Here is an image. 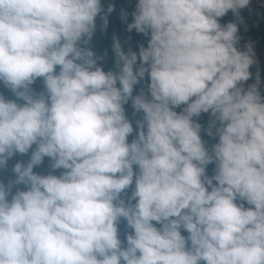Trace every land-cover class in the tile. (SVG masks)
<instances>
[{
    "label": "clouds",
    "instance_id": "obj_1",
    "mask_svg": "<svg viewBox=\"0 0 264 264\" xmlns=\"http://www.w3.org/2000/svg\"><path fill=\"white\" fill-rule=\"evenodd\" d=\"M250 4L137 0L127 31L147 45L114 36L105 71L89 47L102 0H0V174L29 157L0 178V264H264V94L238 46Z\"/></svg>",
    "mask_w": 264,
    "mask_h": 264
},
{
    "label": "trees",
    "instance_id": "obj_2",
    "mask_svg": "<svg viewBox=\"0 0 264 264\" xmlns=\"http://www.w3.org/2000/svg\"><path fill=\"white\" fill-rule=\"evenodd\" d=\"M137 0H102V8L104 11L101 12L100 16L97 17V28L93 35L92 41L89 47L96 53L97 56L103 57L100 61V66L103 67L105 71L115 70V54L112 49L113 37H117L122 45V48L127 52L129 48L133 51H139V45H147V38L143 34L137 33L135 30L132 32L127 31V24L132 22V13L135 11ZM112 6L113 11L107 15V27L105 28L103 16L107 12V9ZM122 13H127V20L125 21L122 18ZM240 17L243 20V23L239 26L238 35L240 37L239 47L243 49L246 44L254 43L256 40L260 39L263 33L264 28V0H251V4L240 11ZM235 17L233 13L229 12L225 17L220 19L221 24H226L227 22L234 21ZM253 73V80L248 81V84H252L255 81L256 73L260 74V89L262 94H264V66L256 65V63L251 68ZM33 89L37 92L43 90L42 80H37L33 85ZM147 88V76L145 81L140 85H137L134 89V95L137 94L140 88ZM0 92H2L6 98H14L12 93L6 89L2 84H0ZM126 115L130 120H133L134 126V135H135V123L133 117V109L131 107V102L128 105H125ZM180 111V109H177ZM139 118V117H136ZM210 121L209 114H202L198 118V122L203 126L201 136L202 139L206 142V147L211 148L212 144L217 142L216 138L209 137L206 134V129L208 128ZM132 136L129 137V142L132 140ZM35 147V146H34ZM28 156H15L11 161H9L8 169L0 174V178L7 181L9 178H12L13 173L11 172L12 166L17 161L27 162ZM214 165H209L207 168V175H213ZM35 172L39 174H47L50 171L49 160L45 158L42 165L34 169ZM60 171L57 170L54 174L59 175ZM134 187V185H133ZM128 194H131V189L128 190ZM159 227V225H157ZM131 230L127 228L126 221H121L119 225V235L122 241H125L126 234L130 233ZM187 235V233H183Z\"/></svg>",
    "mask_w": 264,
    "mask_h": 264
},
{
    "label": "rangeland",
    "instance_id": "obj_3",
    "mask_svg": "<svg viewBox=\"0 0 264 264\" xmlns=\"http://www.w3.org/2000/svg\"><path fill=\"white\" fill-rule=\"evenodd\" d=\"M255 52V63L256 65L264 66V28L260 39L252 43Z\"/></svg>",
    "mask_w": 264,
    "mask_h": 264
}]
</instances>
